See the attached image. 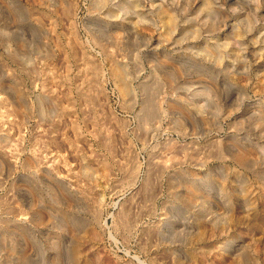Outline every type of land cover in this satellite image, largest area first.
<instances>
[{
	"label": "rangeland",
	"instance_id": "374dc122",
	"mask_svg": "<svg viewBox=\"0 0 264 264\" xmlns=\"http://www.w3.org/2000/svg\"><path fill=\"white\" fill-rule=\"evenodd\" d=\"M263 117L264 0H0V264H264Z\"/></svg>",
	"mask_w": 264,
	"mask_h": 264
},
{
	"label": "bare ground",
	"instance_id": "6f19581e",
	"mask_svg": "<svg viewBox=\"0 0 264 264\" xmlns=\"http://www.w3.org/2000/svg\"><path fill=\"white\" fill-rule=\"evenodd\" d=\"M124 87L126 88V86H124ZM122 92L123 93L126 92L124 88H122ZM261 123H264V117L261 118ZM244 155L245 154L242 153L240 158H237V157L235 158L238 161V163H243L245 161L246 157ZM233 157H234V155H233Z\"/></svg>",
	"mask_w": 264,
	"mask_h": 264
}]
</instances>
